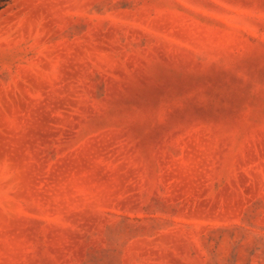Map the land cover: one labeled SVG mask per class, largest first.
Masks as SVG:
<instances>
[{"label":"rangeland","instance_id":"374dc122","mask_svg":"<svg viewBox=\"0 0 264 264\" xmlns=\"http://www.w3.org/2000/svg\"><path fill=\"white\" fill-rule=\"evenodd\" d=\"M0 264H264V0H0Z\"/></svg>","mask_w":264,"mask_h":264}]
</instances>
